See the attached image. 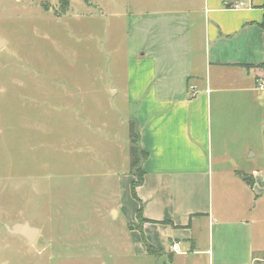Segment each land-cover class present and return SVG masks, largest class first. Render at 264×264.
Masks as SVG:
<instances>
[{
    "label": "rangeland",
    "instance_id": "obj_1",
    "mask_svg": "<svg viewBox=\"0 0 264 264\" xmlns=\"http://www.w3.org/2000/svg\"><path fill=\"white\" fill-rule=\"evenodd\" d=\"M149 6L0 0V264H170L133 246L128 223L137 200L118 182L131 168L134 121L122 90L132 58L127 36L133 13ZM262 113L252 123L238 118V145L245 152L251 142L247 156L259 154L242 167L264 162V104ZM230 168H214L215 212ZM24 222L40 229L33 244L6 229Z\"/></svg>",
    "mask_w": 264,
    "mask_h": 264
},
{
    "label": "crops",
    "instance_id": "obj_2",
    "mask_svg": "<svg viewBox=\"0 0 264 264\" xmlns=\"http://www.w3.org/2000/svg\"><path fill=\"white\" fill-rule=\"evenodd\" d=\"M149 1L132 15L122 89L147 153L137 197L131 169L118 176L119 188L137 200L128 223L133 246L170 264H264V226L256 228L264 225V162L242 167L259 154L253 148L247 156L251 142L245 152L237 143L238 118L252 123L263 114L264 0L240 8L229 7L238 0ZM221 166L232 172L220 180L215 212L214 168ZM140 208L148 220L138 224ZM174 242L182 252L172 251Z\"/></svg>",
    "mask_w": 264,
    "mask_h": 264
},
{
    "label": "trees",
    "instance_id": "obj_3",
    "mask_svg": "<svg viewBox=\"0 0 264 264\" xmlns=\"http://www.w3.org/2000/svg\"><path fill=\"white\" fill-rule=\"evenodd\" d=\"M264 7V5H263ZM261 25L264 27V17ZM260 66H264V63ZM130 134H131V172L134 174L136 179L132 181L131 189L132 194L137 197L136 188L143 182L144 170H143V161L145 160L147 153L142 149L139 144L140 140V130L138 121L134 120L130 122ZM138 220H141L140 223L145 222L146 218L143 217L141 208L138 210ZM148 252H153L154 247L151 244L147 243Z\"/></svg>",
    "mask_w": 264,
    "mask_h": 264
},
{
    "label": "water",
    "instance_id": "obj_4",
    "mask_svg": "<svg viewBox=\"0 0 264 264\" xmlns=\"http://www.w3.org/2000/svg\"><path fill=\"white\" fill-rule=\"evenodd\" d=\"M3 44L4 40L0 39V48ZM6 229L11 234H18L23 236L30 244L35 243L40 234V229L36 226L31 225L29 222L6 225Z\"/></svg>",
    "mask_w": 264,
    "mask_h": 264
},
{
    "label": "built area",
    "instance_id": "obj_5",
    "mask_svg": "<svg viewBox=\"0 0 264 264\" xmlns=\"http://www.w3.org/2000/svg\"><path fill=\"white\" fill-rule=\"evenodd\" d=\"M245 6V1L244 0H238L236 3L229 5L231 8H240ZM260 87L264 88V82L260 81L258 82ZM172 251L180 253L182 252V244L180 242H174L172 244Z\"/></svg>",
    "mask_w": 264,
    "mask_h": 264
}]
</instances>
